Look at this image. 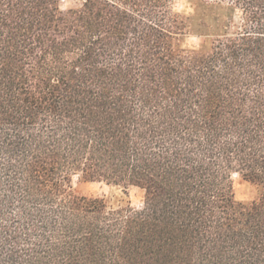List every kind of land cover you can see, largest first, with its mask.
<instances>
[{
  "label": "trees",
  "instance_id": "1",
  "mask_svg": "<svg viewBox=\"0 0 264 264\" xmlns=\"http://www.w3.org/2000/svg\"><path fill=\"white\" fill-rule=\"evenodd\" d=\"M173 1L0 0V264H264V0Z\"/></svg>",
  "mask_w": 264,
  "mask_h": 264
},
{
  "label": "rangeland",
  "instance_id": "2",
  "mask_svg": "<svg viewBox=\"0 0 264 264\" xmlns=\"http://www.w3.org/2000/svg\"><path fill=\"white\" fill-rule=\"evenodd\" d=\"M83 0H61L60 9L66 11L78 8ZM197 4L189 0H174L172 10L184 17L194 15ZM234 21H239L238 14L235 15ZM183 46L190 49H200L202 38L195 34H188L184 38ZM234 197L239 202H251L257 198V189L247 180L242 179L239 175L234 174L231 177ZM72 187L77 195L100 198L106 200L109 205L118 207L126 203L132 209L140 210L143 205V190L130 186L127 189L118 186L107 185L103 182H85L78 177L72 178Z\"/></svg>",
  "mask_w": 264,
  "mask_h": 264
}]
</instances>
